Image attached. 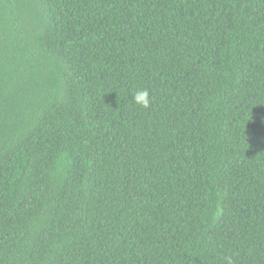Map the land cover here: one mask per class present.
Listing matches in <instances>:
<instances>
[{
  "label": "trees",
  "instance_id": "16d2710c",
  "mask_svg": "<svg viewBox=\"0 0 264 264\" xmlns=\"http://www.w3.org/2000/svg\"><path fill=\"white\" fill-rule=\"evenodd\" d=\"M0 264H264V0H0Z\"/></svg>",
  "mask_w": 264,
  "mask_h": 264
},
{
  "label": "clouds",
  "instance_id": "9594fccd",
  "mask_svg": "<svg viewBox=\"0 0 264 264\" xmlns=\"http://www.w3.org/2000/svg\"><path fill=\"white\" fill-rule=\"evenodd\" d=\"M133 102L141 107L147 108L151 103L147 89H137L133 93Z\"/></svg>",
  "mask_w": 264,
  "mask_h": 264
}]
</instances>
